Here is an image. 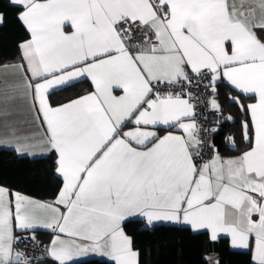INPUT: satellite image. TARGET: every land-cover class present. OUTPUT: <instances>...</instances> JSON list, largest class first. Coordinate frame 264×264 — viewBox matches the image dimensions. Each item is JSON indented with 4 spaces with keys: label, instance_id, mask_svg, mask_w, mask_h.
<instances>
[{
    "label": "snow or ice",
    "instance_id": "6c2138e0",
    "mask_svg": "<svg viewBox=\"0 0 264 264\" xmlns=\"http://www.w3.org/2000/svg\"><path fill=\"white\" fill-rule=\"evenodd\" d=\"M8 3L23 9L17 18L30 39L19 45L22 62L4 67L24 74L25 98L46 125L63 187L55 204L14 194V210L0 187V264L43 258L67 264L87 247L101 249L115 264H137L138 252L122 228L137 215L149 226L181 222L182 216L193 230L210 229L211 240L230 233L233 246L245 249L254 235L253 264H264V0H252L247 8L243 0L239 7L235 0L231 5L228 0ZM3 20L0 13V24ZM130 23L144 35L143 45L130 43ZM188 69L210 76L213 93L222 73L243 97L254 100L245 106L239 97H228L250 116L254 142L249 124L242 125L244 140L252 144L248 151L223 160L216 154L199 167L194 163L200 153L193 149L202 147L198 126L183 122L194 117V107L180 93L159 90L191 83ZM84 79L93 91L55 107L49 103L50 91ZM209 103L220 111L215 99ZM128 124L135 127L122 131ZM156 126L183 134L161 137L146 130ZM226 139L234 148V138ZM40 227L73 239L54 236L42 257L14 252L24 239L35 242L34 235L16 236V231Z\"/></svg>",
    "mask_w": 264,
    "mask_h": 264
},
{
    "label": "trees",
    "instance_id": "16d2710c",
    "mask_svg": "<svg viewBox=\"0 0 264 264\" xmlns=\"http://www.w3.org/2000/svg\"><path fill=\"white\" fill-rule=\"evenodd\" d=\"M20 11L19 7H10L8 0H0V13L4 16L3 23L0 24V63L21 61L19 43L28 38V32L17 18ZM91 90L90 82L84 79L72 86L50 92L49 101L52 105H57ZM229 92H232L229 87L221 85L223 110L228 108L237 114V108L231 107L233 102L226 98ZM238 121V117L230 122L226 120L213 136L216 149L221 153L239 152L244 148L236 145V141L242 140ZM226 137L234 138V148ZM61 184L53 155L29 158L18 156L11 149H0V185L37 198L53 199ZM122 228L131 237L133 248L138 251V264H208L209 256L216 257L218 264H253L249 251L232 250L227 238L220 237L213 241L205 231L193 232L186 226L164 224L149 228L138 218L124 221ZM68 264L114 263L91 258Z\"/></svg>",
    "mask_w": 264,
    "mask_h": 264
},
{
    "label": "crops",
    "instance_id": "0c3cea01",
    "mask_svg": "<svg viewBox=\"0 0 264 264\" xmlns=\"http://www.w3.org/2000/svg\"><path fill=\"white\" fill-rule=\"evenodd\" d=\"M228 2L231 5L234 2V0H228ZM240 2H241V0H235V3L237 4L238 7L240 5ZM243 3H244V7L247 8L252 3V0H243ZM21 11H23L22 8H21ZM22 25L25 27V25L23 23H22ZM152 35H153V38L155 39L154 33H152ZM29 39H30V34L28 32V38L21 41L19 43V45L22 42H25ZM10 62H15L16 65H19L22 61H10ZM10 62L0 63V149H11V150H14L18 156L29 157V158H38V157H45V156L53 155L55 157V161H56L58 159V155L54 151L51 150L50 144L47 143L46 125H44L42 123V118H41V120L36 119V112L32 108L31 98L30 97L25 98V95H24L25 89H24L23 84H22L24 74L21 73L20 71H18L16 67H11V66L4 67L5 65H9ZM86 80H88L90 82L89 79H86ZM221 85L229 87L232 90V92H229L226 94V98L228 101L232 102L231 100L228 99V97L231 95V96L239 97L240 102L242 104H244L245 106H247V104H249V103L254 102V100H250V99L243 97L237 90H235L233 88V86H231L226 81V79L222 77V73H221V79H219L215 85L216 86V92L213 93L211 90V87H209L210 100L215 99L217 101V103L220 105V111L219 112L224 117L223 123H225V121H226L225 117H227V116H231L233 118L230 121H233L235 117L239 118V121H238L239 133L241 135L242 140L236 141V145H238L240 147H244V148H242L241 151H239V152H233V153H221L217 149L216 152L212 154V156L210 157V159L208 161H211L213 156L216 154H218L220 156V158L223 160V159H227V158L238 157L243 152L248 151L250 149L252 144L249 142H246L244 140V130H243V126H242L244 122H247L249 124V133L248 134H249V137H251L252 142H254V131L251 128L250 116L246 115V113L244 111H241L239 106L235 103H233V105H231V107L233 106V108H237L236 109V111L238 112L237 114L228 108L223 110V104H222L221 93H220ZM91 91H93V86H92ZM91 91H89V92H91ZM50 92H52V91H50ZM115 94L119 95L120 93L117 92ZM181 97L184 99H188L189 103L192 104V102L189 98H186L183 96H181ZM48 99H49V96H48ZM73 99H75V98H73ZM68 101H65V102L57 104V105H52L50 103V101H49V103L55 107V106L67 103ZM133 119H134V117H133ZM192 120H194V117L187 118L183 122L188 123V122H192ZM227 121H229V120H227ZM194 122H195V120H194ZM222 124H221V126H222ZM221 126L218 128V130L215 132V134L220 130ZM133 127H135L134 124H128L122 129V131H127ZM146 130L155 131V132H157L158 136H161V137L168 134L169 132H171L172 134H175V135H182L183 134L182 130H179L178 128L169 127V126L149 127ZM149 146H151V145H149ZM18 148L21 150L17 151ZM197 149H198V147L193 149V151H197ZM194 163H195V160H194ZM199 166L200 165H197V167H199ZM56 167H57V164H56ZM56 174L60 177L62 184L60 186V189L58 190V193L56 194V196L53 199L37 198V197L31 196L29 194H26L24 192H21L18 190H13V189H10L6 186L0 185V187H3L4 189L7 190L5 192V195H4L5 202L7 203L8 201H11L12 205H13V210H14V203H15V195L14 194H20L24 197H28V198L35 200L37 202H40V203L55 204V201L57 200L58 194L61 191V188L63 187V177L58 173H56ZM55 206L59 207L61 212L66 211V209L63 207V205H55ZM37 215L44 216V213L42 210H37ZM131 218L141 219L143 221L144 226L149 227V228H151L155 225H160V224L181 225V226H186V227L190 228L193 232L205 231L208 233L209 238L211 236V230L210 229L205 228V229L193 230L189 224L182 222V216H181V222L160 220V221H154L152 223V225H150V226L147 224L146 218L140 217L139 215L129 217L128 219H131ZM128 219H126V220H128ZM26 233L37 234V236H39V238L41 240L43 239V241L46 242V244L48 246H50L53 237L56 235H60L61 239H64L66 241L73 239L71 237L66 236L65 234H60L58 232L52 231L51 229H45L42 227L37 228L34 232L33 231H27V232L16 231L15 235L20 236V235L26 234ZM220 237L227 238L230 249L237 250V251H249L251 253V256L253 255V251L255 248V236L254 235L250 236L249 248H247V249L242 248V247L233 246L230 233L220 232L217 234V239ZM77 242L79 243V241H77ZM132 248H133V246H132ZM133 250L137 251L134 248H133ZM14 252H19L15 246H14ZM91 258L105 259L108 261H112L115 264V262L111 259L110 256L102 254L101 249H95L94 250L92 247L83 248V249L79 250L78 252H75L73 259L71 261H68L67 264L71 263V262L81 261V260H86V259H91ZM53 263H57V262L53 261L50 258L32 262V264H53ZM137 264H138V257H137ZM208 264H218V260L214 256H209L208 257Z\"/></svg>",
    "mask_w": 264,
    "mask_h": 264
},
{
    "label": "built area",
    "instance_id": "2783aa9c",
    "mask_svg": "<svg viewBox=\"0 0 264 264\" xmlns=\"http://www.w3.org/2000/svg\"><path fill=\"white\" fill-rule=\"evenodd\" d=\"M128 30L132 33L134 39L130 42L132 44H144L145 37L144 35L137 29L136 25H132L131 23L126 26ZM145 31H147L145 29ZM149 40L155 41L152 33L149 34ZM131 51H136L132 49ZM189 76L191 77V83L188 81H182L179 84L169 87L168 85H160L159 90L162 94H166L168 92H172L173 95L176 93H180L181 96L189 98L194 107V120L196 125L198 126V136L197 138L201 142L202 147H198L197 151H199L200 155L195 157V163L197 165H201L205 162H208L210 157L212 156L213 149L210 145H214L213 136L215 132H211L210 129L213 127L219 128L221 124L224 122L223 115L214 109H212L209 101H210V92L209 87L207 86L210 83V76H196L191 73V70L188 69ZM191 94V95H189ZM219 121L217 124L216 122ZM216 149V146H215ZM217 150V149H216ZM35 236V242L31 239H24L20 243L16 244L15 247L19 252L27 253L28 256L34 257H42L45 256L46 249L48 245L46 242L41 240L37 234L35 233H26L20 236L22 237H31ZM38 243V246H37ZM46 259V258H43ZM42 260V259H39ZM33 261H38L37 259H33Z\"/></svg>",
    "mask_w": 264,
    "mask_h": 264
}]
</instances>
